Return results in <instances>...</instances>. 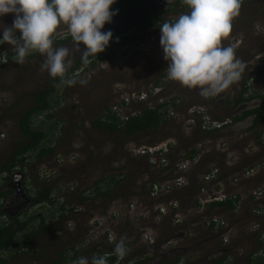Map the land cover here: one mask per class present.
I'll list each match as a JSON object with an SVG mask.
<instances>
[{"label": "rangeland", "instance_id": "obj_1", "mask_svg": "<svg viewBox=\"0 0 264 264\" xmlns=\"http://www.w3.org/2000/svg\"><path fill=\"white\" fill-rule=\"evenodd\" d=\"M165 1V7L160 11L170 6L172 11L160 14L156 23L146 22L145 29H131L116 36L106 46H111V50H104L93 66L67 73L65 80L74 78L77 82L72 86L63 83L52 95L58 104H53L50 110L36 117L34 124L47 132L44 145L51 143L55 150L41 158L34 157L35 152L32 153L28 173L31 181L36 182L34 187L44 184L53 187L55 202L51 206L42 203L31 207L19 219L25 221L37 215L28 222L26 231L38 224L39 214L47 218V225L54 226L50 215L55 217L59 205L68 202L74 210L67 215V219H73V222L70 227L65 226V220L59 223V228L64 229L63 235L48 236L46 231H41L35 238L21 239L18 234L16 240L19 246H10L0 254L5 264H51L58 250L57 245L63 244L62 249L70 248L85 237L90 243L79 249L78 257L103 255L102 252L110 251L103 237L105 232L113 235L115 241L126 238L131 258L142 261L140 264H214L221 256H225L222 264H244L247 256L264 257V215L253 213L255 206L264 207V125L259 123L254 128H249V122L236 125L235 116L241 112V104L234 102L243 82L249 88L243 95L246 98L243 100L251 103L249 107L260 106L262 102L257 96L247 98L264 91V0H242L239 15L232 22V32L223 40V45L232 46L236 57L246 67L236 83L209 98L199 95V89L190 90L167 79L168 62L163 59L159 43L160 19L174 22L181 12L175 10V0L171 3ZM13 16V13L0 16L2 34L3 28L12 24ZM65 32L63 25L57 29L53 36L54 47H68L73 66L81 53L71 51V39L65 43L57 41L63 38ZM0 55L2 163L19 140L15 121L31 106L30 94L45 89L51 76L46 70H40L44 57L38 53L29 55L23 65L12 60L13 53L8 44H0ZM157 79L162 82L155 90ZM82 80L87 82L82 84ZM141 93L145 94L144 100L133 99ZM172 98H176L173 99L175 104H169L167 108V121L155 130L134 136L121 135L116 139L93 125L107 109L126 118L146 105L155 106ZM198 107L201 112L213 118L228 119L230 123L217 129V133H201L198 123H188L190 119L186 117L187 112L198 110ZM154 144L166 145L164 156L169 161V169L151 165L147 157L140 154L142 145ZM192 148L198 150L197 162L183 170L190 172L185 185L173 189L169 196L161 192L151 200L146 187L173 179L177 173L174 163L181 165V160L185 154L190 155L188 152ZM44 164L43 170H40L38 166ZM211 168L217 172L209 192L220 190L225 197L237 194L239 199L234 211L212 209L208 202L200 200L202 194L196 185L199 182L203 184L202 175ZM250 168L254 169L253 174L245 177L244 171ZM39 172L43 175L51 172L52 177L38 180L35 174ZM110 174L122 175L119 177L120 184L124 186L114 200L96 199L94 194L81 201L72 194L77 186L87 189ZM257 191L262 194L256 198L253 193ZM169 199L180 204V208L175 210L181 215L178 224L168 216L157 215L155 210L157 204ZM79 207L82 208L80 213ZM212 216L225 221L227 228L223 231L227 234L214 231L217 229L210 233L206 231V220ZM0 221L7 222L6 216H1ZM54 228L56 232L59 230ZM90 230L96 235L93 233L90 237ZM258 236H262L260 243L257 242ZM21 248L24 250L20 251ZM158 251L165 253L159 254ZM40 252L42 260L39 261Z\"/></svg>", "mask_w": 264, "mask_h": 264}, {"label": "clouds", "instance_id": "obj_2", "mask_svg": "<svg viewBox=\"0 0 264 264\" xmlns=\"http://www.w3.org/2000/svg\"><path fill=\"white\" fill-rule=\"evenodd\" d=\"M114 2L0 0V16L8 13L15 16L12 24L3 28L0 44L11 46L12 60L19 65H23L29 55L40 54L44 57L40 70H46L52 78L60 77L61 83L72 86L76 79H63L72 66L70 49L54 47L53 36L63 25L66 28L63 38L71 37V51L80 52L82 63L87 65L89 56L104 51L112 38L111 31L102 32L101 29L116 14L110 10ZM167 2L171 3V0ZM181 3L189 10L181 13L174 22L166 21L160 25L159 43L163 59L168 62L167 79L190 90L199 89V95L204 98L217 96L236 83L246 67L236 57L232 46L223 45V40L232 32V22L239 15L242 0H181ZM81 43L85 46L83 51ZM113 253L121 260L127 255L126 238L121 237L115 242ZM109 255L94 254L90 261L81 256L72 264H109Z\"/></svg>", "mask_w": 264, "mask_h": 264}, {"label": "trees", "instance_id": "obj_3", "mask_svg": "<svg viewBox=\"0 0 264 264\" xmlns=\"http://www.w3.org/2000/svg\"><path fill=\"white\" fill-rule=\"evenodd\" d=\"M143 0H115V2L110 6V10L116 11V14L122 10H125L132 5H134L137 2H140ZM173 6H175V10L179 12H185L188 11L189 9L187 6L182 5L181 0H175L173 3ZM173 7L166 8L162 11L155 12L150 17L145 18L144 20L132 25L131 27L127 28L125 31L114 34L112 35V38L110 39L109 43L112 42L116 36L119 34H124L128 32L131 29H136V30H142L146 28V22L149 23H156L157 21L156 18H159V15L165 14L169 11H172ZM118 10V11H117ZM115 14V15H116ZM160 21L163 23L164 19L161 18ZM0 36H2V33H0ZM69 39H71L70 36H67L66 38L58 39L57 41L60 43H65ZM7 43H4L3 45H6ZM106 51L111 50V46H108ZM102 52H99L95 55L89 56V61L91 62L88 65H85L82 63L81 57L77 58L73 64V66L68 70L67 73H70L76 69H80L81 67H90L95 64V59L99 57ZM109 52L106 53L108 55ZM1 60V57H0ZM1 62V61H0ZM66 73V74H67ZM162 76V75H161ZM65 79V77L63 78ZM162 81L160 79H157L154 83L155 86H160V83ZM63 83H61V78L56 77L52 78L49 77V79L46 82V88L42 89L40 91H35L32 94H30V98L32 100L31 106H29L26 110H24L22 113L19 114L18 118L16 119V129L19 134V140L17 142V147L14 148L12 151L11 158L6 162V163H0V175L4 172H10V170L16 166L20 165L22 166L23 161L26 158L31 159L32 153L35 152L34 157L41 158L45 155H50L54 152L55 147L49 143L48 145H44L45 139H47V132L45 129L41 126H36L34 124L36 117L39 115L45 113L46 111L50 110L53 106V104H58L56 100L52 99V95L56 93L59 88L61 87ZM245 82L242 83V88L241 91L239 92L238 98L235 101V104H238L242 101L243 99H246L243 97L245 92L248 90V87L245 86ZM154 86V87H155ZM264 88V85H263ZM260 97V100L262 101L260 106H257L255 109L248 111L245 114H255V118L253 120L252 126L250 128L256 127L259 123L264 125V91L261 92L260 94H256L254 96H249L247 98L251 99L252 97ZM172 98L171 100H165L162 102H159L155 104V106H150L146 105L140 109V111L126 116V118H122L119 116L115 111H112L111 109L105 110L102 114L99 115V117L95 120L93 125L95 126L96 129L99 131H102L103 133L110 134L112 136H115L116 139H119L121 135L127 136H134L137 134H143L146 132H149L150 130H155L158 126L164 124L167 121V108L171 105L175 104V101H173ZM244 114V115H245ZM243 115V116H244ZM236 119V118H235ZM234 120V118L232 119ZM57 124V123H55ZM56 125L54 126V128ZM201 133L208 134L211 131H204V130H198ZM213 132H217L213 131ZM188 153L190 155L185 154V156L193 157L194 155L198 154V150L196 148H192ZM169 167V166H168ZM167 167V169H169ZM171 167V166H170ZM166 169V168H165ZM208 171V170H207ZM206 171V172H207ZM190 172L186 173V176L189 177ZM121 176H117L114 174H110L107 177H102L99 180H97L91 187L87 188L86 190H89L86 192V190H81L77 193V197L79 200H84V198L87 197H92L93 194L96 195L97 197L102 198L103 200L106 201H111L117 198L118 193L122 186L120 184V178ZM197 189L202 186V184L199 182V184L196 185ZM216 189H219V186H216ZM38 195L36 201H40L42 203H46L47 205L51 206L55 202V200H52L51 194L53 193V187L50 184H44L38 189ZM171 192L166 194L169 196ZM73 193V192H72ZM75 194H76V189H75ZM74 195V194H73ZM239 199V196L236 194L234 197L232 196H226L225 198L221 200H215L211 201L209 203L210 208L212 209H221V210H228V211H234L236 208V203ZM170 200V199H169ZM167 200V201H169ZM198 202V200H197ZM196 202V203H197ZM259 206H255L253 209L258 208ZM64 209V204L59 206V210ZM72 208H70L71 210ZM37 215L31 216L29 219L23 221L15 218L14 220H11L10 222H4L0 224V253L3 252L6 248L10 247L14 241H16V237L18 233L23 232V237H27L29 235L36 236L37 233L42 230L48 228L46 225L47 218L38 215L39 217V224L35 227H32L31 230L26 231V225L28 224L29 221H31L33 218H35ZM51 216V220H53L55 217ZM65 218L64 213H59L58 218H57V224H53L56 228H59L61 225H59L60 222L63 221ZM18 223L20 228H13V224ZM56 231L57 229L54 228ZM214 230V223L212 222L211 225L207 227V232H213ZM217 233H220L219 231L221 230H214ZM219 234H216V236ZM260 235V234H259ZM132 237V236H131ZM260 237V238H259ZM257 242L260 243L263 241L261 239V236L257 237ZM17 245L19 246L18 242ZM113 247L114 244L109 245L108 248L110 251L107 252H102L103 254H107L108 252H113ZM76 245L71 246L70 248H67L65 251H62L58 258L54 259L52 261L53 264H72V261L76 260V254H75V249ZM67 250L74 251L73 255H69V258L66 260ZM91 258V257H90ZM89 258V260H90ZM115 254H110L108 256L109 264H113L114 261L116 260ZM126 258V257H124ZM121 260L120 262H117V264L125 262L126 259ZM225 259V256H221L218 260L214 262V264H222ZM0 261H5L3 258L0 259ZM123 261V262H122ZM139 263V260H136ZM135 261V262H136ZM135 264H138V263ZM244 264H264V257L263 256H257L252 258V255L247 256L244 259Z\"/></svg>", "mask_w": 264, "mask_h": 264}, {"label": "flooded vegetation", "instance_id": "obj_4", "mask_svg": "<svg viewBox=\"0 0 264 264\" xmlns=\"http://www.w3.org/2000/svg\"><path fill=\"white\" fill-rule=\"evenodd\" d=\"M164 1V7H165V5H166V1L165 0H163ZM13 18H15L14 16H13ZM1 33V32H0ZM70 44H71V41H70ZM3 45V44H2ZM80 49L82 50H84L85 49V46L83 45V43H81L80 44ZM248 87V86H247ZM249 89V88H248ZM238 98V95L236 96V99ZM236 99L234 98V102L236 101ZM216 101H220V100H216ZM238 104H241V106L239 107V109H241V112L240 113H238L237 114V116H235V118H236V120H235V122H238V124H236V125H240V124H242V123H244V122H249V123H251V125H250V127L252 126V123H253V120H254V118H255V114H245V113H247L248 111H251V110H253V109H255L257 106H255V107H249V104H251L250 102H248V101H242V102H240V103H238ZM245 114V115H244ZM244 115V116H243ZM244 119V121H241V120H243ZM240 121V122H239ZM233 122H234V120H233ZM232 122V123H233ZM227 127V126H226ZM249 127V128H250ZM248 128V127H247ZM15 147H17V143L15 144V146H14V148ZM14 148H13V150H14ZM12 150V151H13ZM11 155H12V152H11V154L8 156V158L5 160V161H3L2 163L4 164V163H6L10 158H11ZM65 163V162H64ZM63 163V164H64ZM42 166L44 167L45 166V164L44 165H40V166H38V168L40 169V170H43V168H42ZM29 167H30V158H26L24 161H23V163H22V166H20V165H16V166H14L11 170H10V172H4V173H2V177H0V179H1V182H0V217L1 216H6V219H7V222H10L11 220H14L15 218H17V219H19V216L22 214V213H24L25 211H27L28 209H30L31 207L33 208L34 206H38V205H40V204H42V202H38V201H36V197H37V195L39 194L38 193V189L40 188V187H34L33 185L34 184H36V182H33V181H31V177L29 176V173H28V170H29ZM36 176H38V180L39 179H41V177H42V180H46V179H49V178H51L52 177V173L51 172H48V173H46V174H42V173H40L39 172V174H35ZM50 176V177H49ZM147 188V194H148V188L149 187H146ZM76 194H75V192H73L72 194H74V195H76V196H78L77 195V193L79 192V191H81L82 189H80V186H77L76 188ZM84 190H86V189H84ZM32 191H34L35 193H32ZM61 191V190H60ZM89 190H86V192H88ZM51 196H52V194H51ZM94 196V194L92 195V197ZM87 198H91V197H87ZM52 200H54V198L52 197ZM62 204H64V209L63 210H59V207H58V212H57V214H56V216H55V218L53 219V220H50V222H52V223H54V224H57V218H58V215H59V213H64V215H65V218L63 219V220H65L64 222H66V224H65V226L66 227H70L71 226V222H73V219L72 220H69V219H67V215L69 214V213H72V211L74 210V206H72V205H68V202H64V203H62ZM62 204H60L59 206H61ZM66 207H69V208H66ZM70 208H72L71 210H70ZM81 207H79V212L78 213H80V211H81ZM19 212V213H18ZM40 216H41V214H39ZM44 217V216H43ZM67 219V220H66ZM20 220V219H19ZM45 222H47V220L45 221ZM2 222L0 221V224H1ZM4 223V222H3ZM38 224H39V222H38ZM37 224V225H38ZM28 225V224H27ZM27 225H26V228H27ZM36 225V226H37ZM47 225V224H46ZM91 225H93V223H91ZM20 225L18 224V223H15L14 222V224H13V228L15 227V228H20L19 227ZM48 226V228H46V229H42V230H40L37 234H39L41 231H46L47 232V235L48 236H53V235H55V236H58V235H63V234H65V232H64V229H60V228H58L59 230L56 232L55 230H54V226H52V225H47ZM29 227V226H28ZM33 227H35V226H33ZM94 227V226H93ZM25 228V229H26ZM30 228V227H29ZM91 228V227H90ZM89 228V229H90ZM89 229H87V231L89 230ZM31 230V229H30ZM87 231H85V232H87ZM93 231V230H92ZM91 230H90V232H89V236L90 237H92L91 235L94 233V232H92ZM21 233V234H20ZM20 233H18L20 236H21V239H22V237H23V232H20ZM108 234L109 233H107V232H105V234H104V239H105V241H106V244H108V246L110 245L108 242H107V240H108V238H107V236H108ZM96 235V233H94V236ZM30 237H33V238H35L33 235H29ZM29 236H27V237H23L24 239H27ZM37 236V235H36ZM103 239V240H104ZM130 239H131V237H130ZM116 239L113 237V235H112V241H114V242H116L115 241ZM129 240V239H128ZM90 242H89V239L88 238H84V239H81L80 240V243H78L77 245H76V248H74L76 251H75V254H76V257L78 258V254H79V249L83 246V245H87V244H89ZM18 244H19V242H18ZM114 244V243H113ZM63 244H61V246H59V245H57V248H58V250H57V253L55 254V258H53L51 261H53L54 259H56V258H58V256H59V254L62 252V251H65L67 248H65V249H62V246ZM73 245H75V244H73ZM72 245V246H73ZM158 245H160V244H158ZM11 246H15V247H17L18 245H17V240L16 241H14L13 242V244L11 245ZM152 248H153V246H151ZM158 246H155V248H157ZM61 248V249H60ZM174 249V248H173ZM24 250V248H21V250L20 251H23ZM68 251V253H67V256H65L66 257V260L69 258V255L71 254V256L73 255V252L74 251H69V250H67ZM2 253V252H1ZM0 253V254H1ZM41 254H38V259H39V261L40 260H42V258H41V256H42V252H40ZM158 253L159 254H163V253H165V252H160V251H158ZM167 253H168V251H167ZM172 253V252H171ZM126 258H124V259H126L125 260V262H123V263H126V264H135L136 262H133V263H129V260H130V258H131V256H130V253H129V250H128V253H127V255L125 256ZM1 259V258H0ZM123 260V259H122ZM120 262V261H119ZM142 261H140L139 260V263L138 264H140ZM0 264H5V262L4 261H0ZM23 264V263H22ZM29 264V263H28ZM51 264H53L52 262H51ZM113 264H117V262H115L114 261V263ZM119 264H122V263H119Z\"/></svg>", "mask_w": 264, "mask_h": 264}, {"label": "built area", "instance_id": "obj_5", "mask_svg": "<svg viewBox=\"0 0 264 264\" xmlns=\"http://www.w3.org/2000/svg\"><path fill=\"white\" fill-rule=\"evenodd\" d=\"M153 89L155 90L158 89V86H155V88ZM133 99H135L136 101H142L145 99V94L143 93L136 94ZM187 116L190 119V122L188 123L196 122L198 123L200 129L204 131L217 130L230 123V120L228 119L221 120V119L213 118L211 115L201 112L200 108L198 110H193V109L190 110V112H187L186 117ZM165 149H166L165 144H160V145L154 144L148 146L142 145V147L139 149V152L141 155L147 157L151 165H155L160 169H165L169 166V161L164 156ZM57 161L60 162V159H57ZM194 162L195 163L197 162V155H194L192 158L189 156H184L183 159L181 160V165L179 163L178 164L174 163L173 168H175V171L177 172L174 175L175 177L173 179L167 180L163 184L156 182L150 185L148 188V195H150L149 196L150 199L154 200V198L161 195V192H163L164 194H168L173 189H178L180 187H183L185 185L187 178L186 176L187 172H184L183 170L189 168V166ZM216 172H217L216 169L211 168L207 172L203 173L202 175L203 184L199 188L200 193L202 194V198H200L201 201L204 200L205 202L210 203L211 201L221 200L225 198V195L220 190H217L216 192H212V193L209 192V188L211 187L210 183L214 181ZM253 172H254L253 168L246 169L244 171V175L245 177H248L252 175ZM261 194H262L261 191H257L253 193V195H255L256 198L259 197ZM177 208H180L179 202L177 200H172V201L170 200L157 204L155 210L157 212V215H160L162 217L168 216L173 223L178 224L181 221V215L180 214L178 215L175 212ZM253 213L257 216L264 215V207L261 206L256 209H253ZM212 222L214 223V229L223 230L224 228H227L225 221L218 218L217 216H212L211 218L206 220V225L209 226L211 225ZM221 233L222 235H225L227 234V231H223ZM107 238H108L107 242L110 245H112L114 241H112V235L110 233L108 234ZM224 241H226V239H224ZM107 254H113V252H108ZM119 261H121V259L116 258L115 262H119ZM135 261H136L135 259L130 258L129 263H133Z\"/></svg>", "mask_w": 264, "mask_h": 264}, {"label": "water", "instance_id": "obj_6", "mask_svg": "<svg viewBox=\"0 0 264 264\" xmlns=\"http://www.w3.org/2000/svg\"><path fill=\"white\" fill-rule=\"evenodd\" d=\"M163 5V0H143L137 2L114 15L111 22L105 23L101 31H111L113 35L121 33L153 13L159 12L164 7Z\"/></svg>", "mask_w": 264, "mask_h": 264}, {"label": "crops", "instance_id": "obj_7", "mask_svg": "<svg viewBox=\"0 0 264 264\" xmlns=\"http://www.w3.org/2000/svg\"><path fill=\"white\" fill-rule=\"evenodd\" d=\"M217 132H218V131H217ZM217 132H216V133H217Z\"/></svg>", "mask_w": 264, "mask_h": 264}]
</instances>
